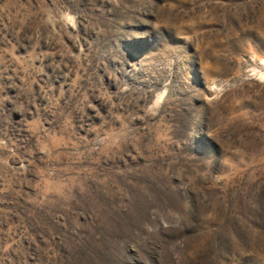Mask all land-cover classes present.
<instances>
[{"label":"rangeland","instance_id":"obj_1","mask_svg":"<svg viewBox=\"0 0 264 264\" xmlns=\"http://www.w3.org/2000/svg\"><path fill=\"white\" fill-rule=\"evenodd\" d=\"M264 0H0V264H264Z\"/></svg>","mask_w":264,"mask_h":264},{"label":"clouds","instance_id":"obj_2","mask_svg":"<svg viewBox=\"0 0 264 264\" xmlns=\"http://www.w3.org/2000/svg\"><path fill=\"white\" fill-rule=\"evenodd\" d=\"M262 64H264V61H261ZM251 74L258 80L264 82V72H259L256 69L251 70Z\"/></svg>","mask_w":264,"mask_h":264}]
</instances>
